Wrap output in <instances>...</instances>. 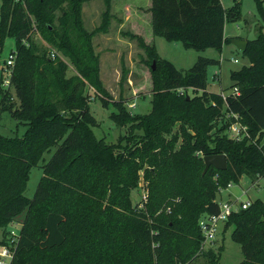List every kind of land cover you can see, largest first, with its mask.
I'll list each match as a JSON object with an SVG mask.
<instances>
[{
  "label": "trees",
  "instance_id": "trees-1",
  "mask_svg": "<svg viewBox=\"0 0 264 264\" xmlns=\"http://www.w3.org/2000/svg\"><path fill=\"white\" fill-rule=\"evenodd\" d=\"M84 1L1 0L0 52L13 36L16 57L13 90L0 87V112L26 125L23 136L0 133V244L12 249L9 264H193L199 257L221 264L224 245L202 248L200 221L219 212L221 188L245 174L252 181L264 175V33L247 39L243 52L250 63L231 71L232 91L223 93L207 89L209 67L219 59L199 55L183 70L142 34L124 31L138 41L147 65L156 62L150 67L152 108L134 114L127 98H114L106 88L93 42L97 32L109 30L113 0H105L93 30L83 24ZM257 2L263 11L264 0ZM58 9L63 14L56 17ZM148 9L154 35L196 50L221 49L231 41L226 20L241 16L239 3L226 9L222 0H150ZM34 19L70 58L75 74L68 75L67 60L32 40ZM90 88L114 107L110 117L117 125L129 124L125 143L95 134ZM234 124L248 134L234 137ZM219 153L227 156V168L204 172V156ZM36 166L43 174L29 197ZM141 169L150 192L146 208L131 197ZM16 222L21 228L13 235L9 226ZM231 225L244 256L238 264H264V201L233 212L223 231Z\"/></svg>",
  "mask_w": 264,
  "mask_h": 264
},
{
  "label": "rangeland",
  "instance_id": "rangeland-1",
  "mask_svg": "<svg viewBox=\"0 0 264 264\" xmlns=\"http://www.w3.org/2000/svg\"><path fill=\"white\" fill-rule=\"evenodd\" d=\"M121 0H113V9H111V24L107 32L99 31L93 38L95 50L100 55L101 78L114 98H127L126 106L134 114H143L151 110L153 105L152 75L150 67L156 68V62H150L147 65L141 58L146 57V53L138 44L136 39H130L124 35V31L131 30L133 25L139 24V32H142L148 42L155 44L158 53L171 60L178 68L187 70L197 60L199 55L214 57L220 60L218 64L211 65L208 70V90L215 92H230L232 84L231 71L240 69L250 63L248 54L238 49L232 42L235 38L253 39L260 33H264V2L263 11L259 9L257 0H222L226 9L233 7L236 2L240 4L241 16L237 20H226L225 35L231 41H225L221 49L208 47L205 50H196L184 45L181 41H170L163 36L154 35L151 22H149L148 6L150 0H142L138 5L131 8H124L120 5ZM126 2V0H122ZM131 1V0H129ZM83 24L88 30L95 29L101 24L103 12L106 9L105 0H86L82 4ZM1 6V0H0ZM62 6L67 8L68 2L64 1ZM139 13L140 21L135 17ZM63 10L55 11L56 17L61 16ZM134 18V19H132ZM126 19V23L123 21ZM129 20V21H128ZM58 22V21H56ZM124 23V24H123ZM133 30V29H132ZM141 34V33H139ZM32 40L41 48L45 49L49 55L56 51L57 58H63L69 63L68 75L76 73V69L70 58L56 45L49 42L41 32V28L36 25L34 19ZM28 44V42H27ZM16 41L13 36L5 39L4 46L0 52V87L4 90L10 86L9 76L12 68L6 67L5 60L10 54L16 53ZM237 58L238 61L234 59ZM128 69L124 77V69ZM11 87V86H10ZM13 90V88L11 87ZM184 92L183 89H181ZM91 95V112L98 120V125L94 126L95 134L100 138L104 137L108 142H126L129 124L124 126L117 125L110 117L114 110L113 106L106 107L102 104L100 97L97 96L93 88L89 89ZM188 93L192 95L194 91L189 89ZM131 126V125H130ZM26 131V125L13 118L8 111L0 112V133L4 135L23 136ZM135 132H141L136 129ZM230 134L234 133L231 131ZM56 147L51 152H46V161L51 157ZM43 174L41 167H33L30 178L27 182L26 195L32 197L37 188L38 182ZM138 186L132 190V201L138 207L146 208L149 200L148 181L144 178L143 169L139 171ZM245 191V192H244ZM220 199H238L243 201H254L262 199L264 201V181L256 184L248 175H243L239 183L230 182L225 188L220 189ZM179 200V199H177ZM167 212L169 208L167 207ZM161 212V210L159 211ZM25 212L20 215L23 219ZM225 223L220 224L218 236L213 244L217 250L220 245H224V251L221 257V264H238L243 258L242 248L232 237L234 226L231 225L228 230L223 231ZM21 224L13 223L9 229L19 233ZM2 229H0V237ZM3 245L0 244V264H9V256H3ZM193 264H205L203 257L196 259Z\"/></svg>",
  "mask_w": 264,
  "mask_h": 264
},
{
  "label": "built area",
  "instance_id": "built-area-1",
  "mask_svg": "<svg viewBox=\"0 0 264 264\" xmlns=\"http://www.w3.org/2000/svg\"><path fill=\"white\" fill-rule=\"evenodd\" d=\"M51 56L53 58L56 57V51L51 52ZM15 57L16 53L10 54L8 58L6 59V67H11L15 63ZM235 61H238L237 58L234 59ZM234 91H237V88L234 89ZM234 133V137H240L242 132L244 131L245 134L247 133V129L244 126H241L239 124H234L232 126V130ZM262 181H264V175L261 176L259 179H257L255 182L256 184H260ZM245 192V191H244ZM251 204L250 201H243L239 198L238 199H233V198H228V199H223L219 201V207L220 210L217 213L214 214H208L205 215L201 221H200V228L203 233V244L202 248H208L210 246L213 247V244L218 236V232L220 230V224L225 223V221L229 218V216L235 212L238 211L241 208H247ZM12 234L16 235L17 233L12 230ZM15 240V237L11 239V242L13 243ZM3 256H9V258L12 257V249L9 246H4L3 245Z\"/></svg>",
  "mask_w": 264,
  "mask_h": 264
},
{
  "label": "water",
  "instance_id": "water-1",
  "mask_svg": "<svg viewBox=\"0 0 264 264\" xmlns=\"http://www.w3.org/2000/svg\"><path fill=\"white\" fill-rule=\"evenodd\" d=\"M232 42L238 49L242 51H245L248 45V40L242 38H235L232 40ZM261 143L264 145V138ZM204 160V172H206L210 166H214L218 169H226L228 166L227 156L224 153L205 155Z\"/></svg>",
  "mask_w": 264,
  "mask_h": 264
},
{
  "label": "crops",
  "instance_id": "crops-1",
  "mask_svg": "<svg viewBox=\"0 0 264 264\" xmlns=\"http://www.w3.org/2000/svg\"><path fill=\"white\" fill-rule=\"evenodd\" d=\"M140 2H142V0H131V1H129V0H126V2H123L122 0L120 1V5H122L124 8H129V12H131V8L133 7V5L134 6H136V5H138V3H140ZM149 4V3H148ZM137 12V11H136ZM148 15H149V12H148ZM136 18H137V21L139 22L140 21V17L141 16H139V13L137 12V15L135 16ZM132 19H134V18H132ZM129 21V20H128ZM124 23H126V19L123 21ZM149 22H150V19H149ZM123 23V24H124ZM133 28V30L132 31H134L135 33H141V34H143L142 32H139V24H135V25H133L132 26ZM147 41H149V39L147 40ZM221 196V195H220Z\"/></svg>",
  "mask_w": 264,
  "mask_h": 264
}]
</instances>
